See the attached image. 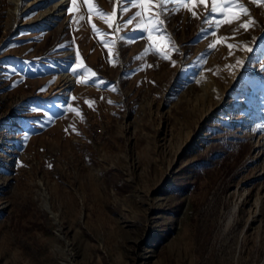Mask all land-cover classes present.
I'll use <instances>...</instances> for the list:
<instances>
[{
    "label": "rangeland",
    "instance_id": "374dc122",
    "mask_svg": "<svg viewBox=\"0 0 264 264\" xmlns=\"http://www.w3.org/2000/svg\"><path fill=\"white\" fill-rule=\"evenodd\" d=\"M54 2L0 0V264H264V2Z\"/></svg>",
    "mask_w": 264,
    "mask_h": 264
},
{
    "label": "snow or ice",
    "instance_id": "6c2138e0",
    "mask_svg": "<svg viewBox=\"0 0 264 264\" xmlns=\"http://www.w3.org/2000/svg\"><path fill=\"white\" fill-rule=\"evenodd\" d=\"M86 3H89V10L91 11V3H90V0H85ZM125 0H121V3H124ZM130 2L132 3L133 7H137V8H140L143 10V13H149L151 15V9L153 7H156L158 5H155L153 3V0H130ZM162 3H167L168 0H161ZM180 3L183 4V6L185 8H188L189 11L192 12V15L195 16L196 15V12L195 11H192V8L197 6L198 4H204V5H207L208 3V0H179ZM253 2L255 3H259V2H264V0H253ZM217 3H218V0H212V6H211V12L213 13H216L218 11V8H217ZM71 4L73 6H75L77 4V0H71ZM124 12H127L128 9L125 7L122 9ZM67 11L69 13H71L73 11V8L69 7L67 9ZM238 12H243V13H247V9H245L243 7V5H239L238 8L236 10H233L232 8H227V18H225L224 22L225 23H232V20L233 18H237L238 19V15L237 13ZM102 16H107V19L105 20V23L108 24V27L111 29L112 28V20L116 18V10L114 9L113 10V13L111 15H108V14H105V13H101ZM157 17L159 16V13H156ZM220 15L221 16H225V12L224 11H221L220 12ZM142 16V12L141 11H137L135 13V17H141ZM135 17H133L132 19H129L127 21V23L130 25L132 24L133 22V19H135ZM163 24H164V21L163 20H160V19H156L155 20V23L152 27V29L150 31H154V32H157V34L159 35V33L161 31H165V29L163 28ZM93 27V30H97L96 29V25L93 24L92 25ZM241 27L247 29L249 27V24L247 22L243 23L241 25ZM117 31H119V26H117ZM213 35H215V33H213ZM210 47H215V45H210ZM228 49L230 50L229 51V54L231 55V49L233 48V45L232 44H228L227 45ZM249 51H251V49H249ZM109 55H111V52H109ZM77 59H80L79 57V52H77ZM174 63V62H173ZM237 63H242L241 61H237ZM75 71L76 69L73 68L72 72L73 74H75ZM95 75V73H94ZM88 81H85V83H87ZM109 103H111V101H109ZM67 131V129H66Z\"/></svg>",
    "mask_w": 264,
    "mask_h": 264
},
{
    "label": "bare ground",
    "instance_id": "6f19581e",
    "mask_svg": "<svg viewBox=\"0 0 264 264\" xmlns=\"http://www.w3.org/2000/svg\"><path fill=\"white\" fill-rule=\"evenodd\" d=\"M19 0H14L16 4H18ZM43 2H50V0H38V3H43ZM71 0H55L53 5L45 7V9L41 12L40 17H37L36 19H33V22H38L44 19L47 16L54 14L57 17H62L66 14H68V11L66 10V6L70 4ZM31 21V20H30ZM27 22V21H26ZM24 22V23H26ZM61 81H64L66 83L68 80L73 79L69 73H62L61 76Z\"/></svg>",
    "mask_w": 264,
    "mask_h": 264
}]
</instances>
